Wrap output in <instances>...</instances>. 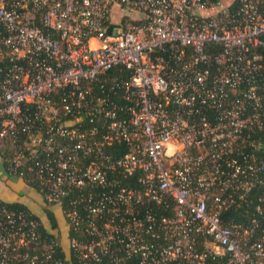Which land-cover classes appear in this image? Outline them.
I'll return each mask as SVG.
<instances>
[{"label": "built area", "instance_id": "built-area-1", "mask_svg": "<svg viewBox=\"0 0 264 264\" xmlns=\"http://www.w3.org/2000/svg\"><path fill=\"white\" fill-rule=\"evenodd\" d=\"M0 146L78 264H264V0H0ZM57 250L0 205V264Z\"/></svg>", "mask_w": 264, "mask_h": 264}, {"label": "trees", "instance_id": "trees-1", "mask_svg": "<svg viewBox=\"0 0 264 264\" xmlns=\"http://www.w3.org/2000/svg\"><path fill=\"white\" fill-rule=\"evenodd\" d=\"M0 157L5 160L8 159V157H10V153L6 146H0ZM22 180L35 192L38 191V185L36 182L32 180H28V179H22ZM62 200L63 201L60 206L48 204L47 202L43 200V204L45 205L43 209L44 218H45L44 221L42 220L41 217L36 216L35 214H32L28 209H26L25 206L21 204H17V203L11 204V203H4L0 201V205L5 206L6 208H8L9 210L15 213L28 214V216H30L31 219L38 222L41 238H54L56 240L57 245H58V250H57L56 255L65 259L64 264H78V262L76 261L74 256L71 254L70 249H69V239L75 236V234L73 230L70 227H68L66 218L63 214V211H67L70 208V205H69L70 198L69 196H66ZM53 207L58 208V211L61 213L63 217V222L58 220L57 213L56 211H54ZM232 215L233 217H236L235 213H232ZM261 225L262 227L264 226V219L262 220ZM62 234L64 235V238H67L68 240L67 248H65V246L61 242ZM25 250L26 249H21V251H25Z\"/></svg>", "mask_w": 264, "mask_h": 264}, {"label": "crops", "instance_id": "crops-1", "mask_svg": "<svg viewBox=\"0 0 264 264\" xmlns=\"http://www.w3.org/2000/svg\"><path fill=\"white\" fill-rule=\"evenodd\" d=\"M0 201L4 203H17L26 207L32 214L44 221V204L39 193L31 189L22 179L13 177L6 170V161L0 157ZM57 218L63 222V217L57 207H53ZM46 222V221H45ZM63 225V224H62ZM64 229V228H63ZM64 232V230H63ZM62 244L67 248L68 240L62 234Z\"/></svg>", "mask_w": 264, "mask_h": 264}]
</instances>
